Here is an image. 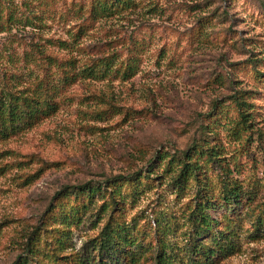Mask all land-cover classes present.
I'll use <instances>...</instances> for the list:
<instances>
[{"label": "rangeland", "instance_id": "1", "mask_svg": "<svg viewBox=\"0 0 264 264\" xmlns=\"http://www.w3.org/2000/svg\"><path fill=\"white\" fill-rule=\"evenodd\" d=\"M122 1L0 0V105L17 115L0 134V264H96L109 219L131 264H154L162 243L184 246L197 187L218 197L225 164L249 195L210 211L237 227L214 264H264V0ZM235 97L252 127L240 135ZM202 146L219 160L178 191L175 165ZM131 175L113 204L106 181ZM84 183L104 192L85 211L74 194L52 202Z\"/></svg>", "mask_w": 264, "mask_h": 264}, {"label": "trees", "instance_id": "2", "mask_svg": "<svg viewBox=\"0 0 264 264\" xmlns=\"http://www.w3.org/2000/svg\"><path fill=\"white\" fill-rule=\"evenodd\" d=\"M109 3L112 6H116L124 3V1L109 0ZM106 8L108 7L103 5L102 9L106 10ZM104 67L106 71L112 70L113 67L110 60H106ZM131 68V66L126 67L122 74L127 75L128 72H131ZM11 104L12 103L6 105L3 103L2 106L0 105V128L4 129V131H0L2 136H5L3 132L7 130L12 132L15 129V125L13 124L17 120L16 108ZM234 104L238 120L235 126H237L238 129L237 134L240 135L252 128L251 125L248 124V105L245 100H242L240 97L234 98ZM181 156L184 160L178 161L174 169L178 170V175L174 177V183L178 191L183 189L181 186L183 183L186 184L188 179L196 176L197 170L200 171L203 167L212 165V163L219 160L221 154L216 149L202 146L185 151ZM157 159L163 162L166 156L162 155L157 157ZM222 160L225 161L224 159ZM172 166L169 167L173 168ZM220 170L224 177V181L221 184L218 197L214 198L204 193L205 181H200V185L197 187L194 199L192 200L193 203H191L192 205L189 207L186 217L188 233L186 235L187 237L185 236L183 240V242L185 241L184 246L178 249V247L176 248L173 244L167 245L166 243H162L155 253L153 259L154 264H214L216 261L222 259V257L231 255L234 252L236 233L233 231V228L235 230L237 228L236 225H234L228 217H212L210 211L216 210L217 208L229 210L235 206H240L244 201V196L246 194L249 195V193H246L242 181L230 179L232 171L227 164H225V167H220ZM134 178L135 175H131L129 177L113 178L112 180L106 181L105 186L107 188L109 185L111 186L110 198L113 204L117 203L114 195L120 194L119 189L121 187V182H131L135 180ZM102 191V185H100V183H84L78 186H65L55 193L52 202H56L66 198V196L74 194L75 197L80 196L83 199V202H80L79 207L75 210L79 209L85 211L88 202H94L97 196H103L104 192ZM248 198L250 200V197ZM52 208L53 205H50L49 210ZM62 215H64L62 222H67L72 216L71 213H63ZM261 226H264V218L257 219L254 224V227L257 228ZM33 246L34 244L31 243L30 247H28L29 250H32ZM127 246L130 245L126 236V228L112 219H109L100 230L97 240L95 241L94 250L97 254L95 255L96 257H93L92 261L96 262V264H103V256H106L112 264H122L127 258L129 264L138 261L136 253H126V251H123ZM13 264H29V262L26 257L24 259L19 257ZM78 264H90V261L84 260L80 261Z\"/></svg>", "mask_w": 264, "mask_h": 264}]
</instances>
